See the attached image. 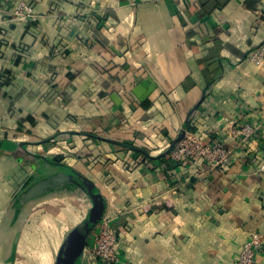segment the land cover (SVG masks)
<instances>
[{
	"label": "crops",
	"instance_id": "0c3cea01",
	"mask_svg": "<svg viewBox=\"0 0 264 264\" xmlns=\"http://www.w3.org/2000/svg\"><path fill=\"white\" fill-rule=\"evenodd\" d=\"M263 40L264 0H0V264L49 257L44 232L57 252L86 216L74 187L18 204L59 172L103 197L117 264H232L253 233L264 264V73L246 60ZM244 124L221 169L169 157L183 129L230 149Z\"/></svg>",
	"mask_w": 264,
	"mask_h": 264
},
{
	"label": "built area",
	"instance_id": "2783aa9c",
	"mask_svg": "<svg viewBox=\"0 0 264 264\" xmlns=\"http://www.w3.org/2000/svg\"><path fill=\"white\" fill-rule=\"evenodd\" d=\"M5 2H16V0H5ZM13 16L20 22L34 21L36 15L32 9L21 1H17ZM246 60L256 69L264 73V40L246 55ZM257 133V127L249 124L230 127L227 136L235 139L234 145L229 149L218 141H204L198 135L185 132L169 150V157L177 163L187 162L190 159H202L209 169H221L225 166L232 151L241 143L252 138ZM264 173V166L260 169ZM97 230L93 237V243L84 250V255L91 264H117L119 262L117 250V236L110 228L108 221L101 220L96 226ZM263 235L253 233L250 239L242 247L240 254L232 264H258L254 259L256 251L261 247Z\"/></svg>",
	"mask_w": 264,
	"mask_h": 264
},
{
	"label": "water",
	"instance_id": "95a60500",
	"mask_svg": "<svg viewBox=\"0 0 264 264\" xmlns=\"http://www.w3.org/2000/svg\"><path fill=\"white\" fill-rule=\"evenodd\" d=\"M184 134L185 130L183 129L175 143ZM14 147V143L10 141H0V150L11 151ZM26 185H24L17 199L19 205H24L52 192L69 187L80 190L89 199L90 208L86 216L68 232L55 255L54 264H77L84 253L89 235L104 215L105 201L103 197L96 192L95 185L89 179L77 173L59 172L40 179L28 187ZM13 254L14 251L12 256Z\"/></svg>",
	"mask_w": 264,
	"mask_h": 264
},
{
	"label": "rangeland",
	"instance_id": "374dc122",
	"mask_svg": "<svg viewBox=\"0 0 264 264\" xmlns=\"http://www.w3.org/2000/svg\"><path fill=\"white\" fill-rule=\"evenodd\" d=\"M42 172L43 173L40 176L48 175V174H50L52 172V168L50 166L46 165V166L43 167ZM36 178H38V176ZM55 208H56V206H55ZM74 209H75V210H73L74 213L77 214L79 212V210L77 211L76 208H74ZM49 232L50 231H47V234H45V232H44L43 237H41L42 240H39L40 241L39 243H41L40 245H42L44 247L43 250L46 251L45 253L49 254V257H46L45 259L41 260V258H38V259L36 258V254L35 253H34L35 255L33 254L31 256L32 253L31 252H27V253H29L28 256H27V259H25L22 256H18L17 257V261H19L20 264H41L40 262H42V264H54L55 255H56V249L54 250L53 248H51V245L52 244L55 245L56 240L53 238V234L51 232L50 233ZM20 235H19V238H20ZM20 240L22 241V239H20ZM22 244H24L23 241H22ZM47 247H49V248H47ZM33 250H36V252L38 251L37 249H35V246L33 247L32 251ZM41 252L43 253V251H41Z\"/></svg>",
	"mask_w": 264,
	"mask_h": 264
},
{
	"label": "trees",
	"instance_id": "16d2710c",
	"mask_svg": "<svg viewBox=\"0 0 264 264\" xmlns=\"http://www.w3.org/2000/svg\"><path fill=\"white\" fill-rule=\"evenodd\" d=\"M8 72L9 71H7V69L3 70V69L0 68V82L8 79Z\"/></svg>",
	"mask_w": 264,
	"mask_h": 264
}]
</instances>
